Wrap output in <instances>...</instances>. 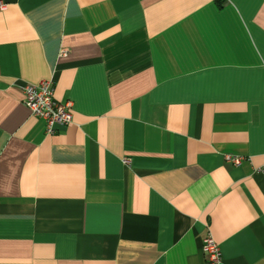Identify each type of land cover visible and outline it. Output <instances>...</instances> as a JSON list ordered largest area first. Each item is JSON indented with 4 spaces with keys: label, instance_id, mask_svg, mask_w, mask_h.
<instances>
[{
    "label": "crops",
    "instance_id": "obj_1",
    "mask_svg": "<svg viewBox=\"0 0 264 264\" xmlns=\"http://www.w3.org/2000/svg\"><path fill=\"white\" fill-rule=\"evenodd\" d=\"M4 1L0 264H264V0Z\"/></svg>",
    "mask_w": 264,
    "mask_h": 264
},
{
    "label": "built area",
    "instance_id": "obj_2",
    "mask_svg": "<svg viewBox=\"0 0 264 264\" xmlns=\"http://www.w3.org/2000/svg\"><path fill=\"white\" fill-rule=\"evenodd\" d=\"M5 9V1L0 0V11ZM22 93V105L29 114L43 123L45 135H51L56 126H66L71 121L69 101L59 102L53 98V87L50 81H40L36 85L24 84L20 88ZM241 157L224 155V161L232 165H238ZM123 165H128L127 159H122ZM201 252L207 264H219L221 257L217 244L207 234L201 240Z\"/></svg>",
    "mask_w": 264,
    "mask_h": 264
}]
</instances>
